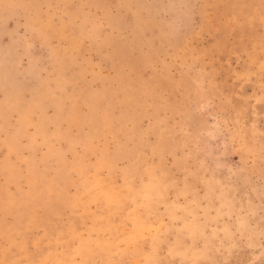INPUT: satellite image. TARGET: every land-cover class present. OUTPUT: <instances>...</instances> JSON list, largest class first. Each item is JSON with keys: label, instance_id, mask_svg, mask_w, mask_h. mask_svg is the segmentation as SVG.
<instances>
[{"label": "rangeland", "instance_id": "rangeland-1", "mask_svg": "<svg viewBox=\"0 0 264 264\" xmlns=\"http://www.w3.org/2000/svg\"><path fill=\"white\" fill-rule=\"evenodd\" d=\"M0 264H264V0H0Z\"/></svg>", "mask_w": 264, "mask_h": 264}]
</instances>
